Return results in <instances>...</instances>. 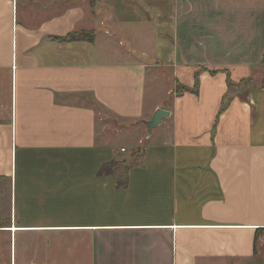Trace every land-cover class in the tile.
Segmentation results:
<instances>
[{
	"label": "crops",
	"instance_id": "1",
	"mask_svg": "<svg viewBox=\"0 0 264 264\" xmlns=\"http://www.w3.org/2000/svg\"><path fill=\"white\" fill-rule=\"evenodd\" d=\"M233 5L0 0L10 264H264V86L236 91L261 67L264 9ZM107 116L147 142L123 173H99Z\"/></svg>",
	"mask_w": 264,
	"mask_h": 264
},
{
	"label": "rangeland",
	"instance_id": "2",
	"mask_svg": "<svg viewBox=\"0 0 264 264\" xmlns=\"http://www.w3.org/2000/svg\"><path fill=\"white\" fill-rule=\"evenodd\" d=\"M223 4L228 5V3H234L233 7L234 9H244V8H251V7H259L260 9H264V0H222ZM197 1H193V4H197ZM196 7V6H195ZM194 7V8H195ZM264 57V55H263ZM261 67L255 70V79L250 82H246V84L241 85L237 88L236 91L239 92L240 96H244L246 93L249 92L254 86H264V63L262 58V64ZM160 86L156 89H159V92L157 94V97L160 99V94L162 90L165 88H168L167 84H171V82L167 78L166 71L160 72ZM149 88L152 90H156L155 87L149 84ZM170 88V87H169ZM177 92H181L180 87H176ZM235 91L234 89H231V92ZM156 96L152 97V99H155ZM87 104H90L91 107L97 112V119L103 117L104 110L95 104H93V101H91V98L85 97L84 99ZM167 100V99H166ZM160 107L163 106V104L168 103L164 100L160 99ZM163 110V109H162ZM107 120L110 119V128L106 129V132L104 136L106 138H110L113 144V147L115 148L116 156L113 159L112 163L115 165V170H121L123 173V168L131 165V164H139L141 162L142 158V148L147 146V142H144V145L142 148H134L133 145L135 144V138H133V135H127L123 134V122L121 120H117L115 118H112V116H107ZM126 146V147H125ZM132 146V147H131ZM123 147L126 148V151L123 152ZM130 148V149H129ZM146 148V147H145ZM125 150V149H124ZM132 154V155H131ZM9 183L6 180H0V227H7L9 225ZM22 239V238H19ZM20 254H23L22 252ZM20 254L18 255L20 257ZM10 246L8 245V234L5 231H0V264H10Z\"/></svg>",
	"mask_w": 264,
	"mask_h": 264
},
{
	"label": "trees",
	"instance_id": "3",
	"mask_svg": "<svg viewBox=\"0 0 264 264\" xmlns=\"http://www.w3.org/2000/svg\"><path fill=\"white\" fill-rule=\"evenodd\" d=\"M63 40H69V41L82 40V41L92 42L93 41V35L91 33L84 34L83 32H76V33L68 35ZM263 63H264V57H263ZM229 86H231L230 83H229ZM195 89H196V86H195ZM195 89H193L192 92H196ZM183 91H189V90L183 88ZM227 104H228V102L226 100H223L222 110H224L226 108ZM114 169H115V165H114V163H111L109 165L102 166L101 169L99 170V173H101V174H103V173H112L114 171ZM0 180H3V179L0 178ZM0 228H2V227H0Z\"/></svg>",
	"mask_w": 264,
	"mask_h": 264
},
{
	"label": "water",
	"instance_id": "4",
	"mask_svg": "<svg viewBox=\"0 0 264 264\" xmlns=\"http://www.w3.org/2000/svg\"><path fill=\"white\" fill-rule=\"evenodd\" d=\"M169 117V112L166 110H162V109H156L150 120H143L142 124L145 126L146 128V132L148 135H151L153 129L157 128L161 122L165 119H167Z\"/></svg>",
	"mask_w": 264,
	"mask_h": 264
},
{
	"label": "bare ground",
	"instance_id": "5",
	"mask_svg": "<svg viewBox=\"0 0 264 264\" xmlns=\"http://www.w3.org/2000/svg\"><path fill=\"white\" fill-rule=\"evenodd\" d=\"M8 231H13V232H15L16 229H15V228H11V229H9Z\"/></svg>",
	"mask_w": 264,
	"mask_h": 264
},
{
	"label": "built area",
	"instance_id": "6",
	"mask_svg": "<svg viewBox=\"0 0 264 264\" xmlns=\"http://www.w3.org/2000/svg\"><path fill=\"white\" fill-rule=\"evenodd\" d=\"M123 151H124V149H123ZM263 242H264V240H263Z\"/></svg>",
	"mask_w": 264,
	"mask_h": 264
}]
</instances>
